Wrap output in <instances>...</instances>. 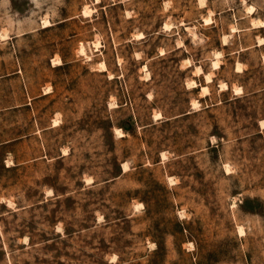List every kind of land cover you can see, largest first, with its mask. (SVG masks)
Here are the masks:
<instances>
[{"label": "rangeland", "instance_id": "obj_1", "mask_svg": "<svg viewBox=\"0 0 264 264\" xmlns=\"http://www.w3.org/2000/svg\"><path fill=\"white\" fill-rule=\"evenodd\" d=\"M0 35V264H264V0H0Z\"/></svg>", "mask_w": 264, "mask_h": 264}, {"label": "bare ground", "instance_id": "obj_2", "mask_svg": "<svg viewBox=\"0 0 264 264\" xmlns=\"http://www.w3.org/2000/svg\"><path fill=\"white\" fill-rule=\"evenodd\" d=\"M253 8H250L249 10H252ZM91 9H88V8H83V14L85 15V16H90V14H91ZM210 19V18H209ZM205 21H208V18H205ZM204 21V22H205ZM209 22V21H208ZM258 22V21H257ZM260 22V21H259ZM211 23V22H210ZM208 24V23H207ZM258 24V23H257ZM43 27H47V26H50V22L48 21V20H45V21H43ZM253 25L254 24H252V27H253ZM256 25V24H255ZM165 26H168V24L167 25H165ZM263 26V24H261V25H258V26H256V27H262ZM169 27V26H168ZM167 28V27H166ZM165 29V28H164ZM6 35V34H5ZM0 36H3V35H0ZM8 36V35H7ZM225 36V35H224ZM223 36V37H224ZM227 36V35H226ZM225 36V37H226ZM134 37L135 38H142V34L141 33H136L135 35H134ZM227 38H228V36H227ZM224 39V38H223ZM224 41V40H223ZM226 42V41H225ZM264 42V41H263ZM97 41H94V47H98V45H97ZM261 43V42H260ZM181 44V43H180ZM263 44V43H262ZM180 46V45H179ZM79 52L81 53V52H83V53H81L82 55L84 54V46L83 45H81L80 46V50H79ZM219 52V51H218ZM163 53V52H162ZM216 53V52H215ZM214 53V54H215ZM218 54V53H217ZM220 54V53H219ZM85 55V54H84ZM217 57H218V55H217ZM214 58H216V57H214ZM219 58V57H218ZM187 59V58H186ZM185 60V59H184ZM189 62V61H188ZM219 62V61H218ZM218 62H217V58L216 59H214L213 61H212V67L213 68H217L219 65H218ZM52 63L53 64H56V65H60L62 62H61V60L60 59H52ZM237 63H239V62H237ZM189 65V64H188ZM144 67H145V65H144ZM197 67H199V66H197ZM100 69L101 70H105V64H104V62H101V64H100ZM200 71V70H199ZM111 76V75H110ZM146 77H147V74H146ZM205 80H206V82H210V81H212V77L208 74V73H206L205 74ZM187 85H188V87H194L196 84L191 80L190 82H188V83H186ZM187 87V86H186ZM187 87V88H188ZM219 87H221V89H225L227 86H226V84L223 82V83H221L220 84V86ZM204 91H205V89H208L206 86H202L201 87ZM240 88V87H239ZM240 90V89H239ZM237 91V90H236ZM208 92V91H207ZM236 93V92H235ZM197 101V100H196ZM196 101H194L193 103H192V107L193 108H198V104H197V102ZM196 110V109H195ZM161 114V113H160ZM160 114L159 113H156V114H154V116H153V118H154V120L155 119H158L159 117H160ZM57 121V120H56ZM55 122V121H54ZM59 123V122H58ZM56 125V124H55ZM119 129V128H118ZM119 133V132H118ZM164 155V154H163ZM127 163H123L122 165H123V171H127L129 168V166H128V164L126 165ZM93 182V181H92ZM170 182H171V180H170ZM87 183V182H86ZM242 229V227L241 228H239L238 229V232H239V230H240V232L241 231H243V230H241ZM240 234H242V232L240 233Z\"/></svg>", "mask_w": 264, "mask_h": 264}]
</instances>
